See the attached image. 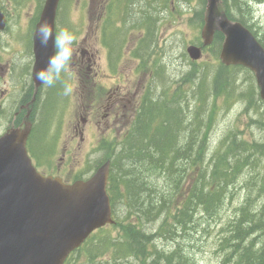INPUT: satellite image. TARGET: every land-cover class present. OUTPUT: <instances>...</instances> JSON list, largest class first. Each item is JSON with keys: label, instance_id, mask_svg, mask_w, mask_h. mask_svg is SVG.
I'll return each mask as SVG.
<instances>
[{"label": "rangeland", "instance_id": "1", "mask_svg": "<svg viewBox=\"0 0 264 264\" xmlns=\"http://www.w3.org/2000/svg\"><path fill=\"white\" fill-rule=\"evenodd\" d=\"M44 1L0 0V9L7 20L5 30L0 31V95L3 98L0 135L12 125V117L19 107L21 95L33 85L30 77L33 65V19L40 13ZM87 1L89 5L85 3ZM107 1L60 0L56 14L57 33L63 28L73 32L76 36L74 49L84 43L94 47L96 64L92 62L94 69L87 73L78 71V66L72 60L71 66L59 81L51 87L43 86L36 114L32 118L34 132L27 142L30 157L34 158V153L44 158L39 168L57 167L63 149L67 148L71 152L66 155L59 175L69 181L79 176H90L95 164L113 153L109 149L117 146L131 127L137 109L135 100H140L148 89L154 99L166 89L164 94L169 101L180 99L175 96L176 91L180 92L186 98L179 101L188 116L183 119L185 122H189V117L203 107L200 112L204 122L200 124L201 132L197 129V135L199 141L205 139L207 155H211L229 134L234 135L237 141H247V144L264 142V102L259 98L253 73L235 67L230 77L231 85L227 87L230 93L214 96V79L221 66L219 49L215 46L204 49L197 61H191L186 53L187 46L201 43L200 23L205 0H137L132 17L127 20L126 33L118 31V21L125 12L127 0ZM227 1L231 4L232 0ZM248 5L253 12L246 22L252 25L251 30L264 44V5ZM140 11L148 12L151 24L140 25L143 23ZM232 13L233 16L239 14L236 11ZM117 37L121 40L115 42L116 48L111 55L98 41V38H104L109 42ZM75 57L79 58L80 53L77 52ZM65 86L71 88L68 94H64ZM119 87L136 98L131 107L125 109V118L121 124L104 132L96 124L102 111H94L85 116L84 108L89 97L104 99ZM97 108L101 109V106ZM82 118L88 123L84 127V143L79 144L73 134L75 125H81ZM192 128L188 130L189 133H194ZM54 137L57 138L56 144L53 142ZM178 137V140H183L184 132L178 134ZM248 153L243 155L247 156ZM32 162L35 164L33 159ZM247 163L249 165L244 166L234 183L228 186L222 205L215 214L208 216L198 207L193 214L192 224L185 232H179L178 240L158 238L157 250L170 252L179 245L188 264H221L224 251L220 247V240L231 236L232 224L240 217V207L245 199L249 198L251 211L264 212V190H261L264 185V158L253 153ZM142 170L145 172L141 166L137 168V172ZM143 175L145 180L149 177L152 200L169 199L178 205L185 198L189 178L183 182L181 193L175 194L176 190L162 176ZM115 204L114 218L117 222L136 221L134 215L128 218L129 209L125 203L116 201ZM171 211L174 212V209ZM138 215L144 224L142 229L155 234L161 218L145 222L144 217ZM108 231L117 237V230ZM254 237L257 242L263 234L257 233ZM81 251L73 254L68 264H88ZM125 263L138 264L130 259Z\"/></svg>", "mask_w": 264, "mask_h": 264}, {"label": "trees", "instance_id": "2", "mask_svg": "<svg viewBox=\"0 0 264 264\" xmlns=\"http://www.w3.org/2000/svg\"><path fill=\"white\" fill-rule=\"evenodd\" d=\"M251 1L259 3L262 0H232L231 4L223 0L227 16L245 25L246 19L253 12L247 4ZM232 11L237 14L239 12L238 16L234 18ZM140 14L143 15L142 20L150 22L149 14L145 11H140ZM36 20L34 18L33 22ZM125 20L126 18L121 21L123 27ZM202 23L201 19V26ZM247 27L251 29V26ZM222 41L223 36L216 33L211 47L219 49ZM234 68L220 66L214 79V96L230 93L227 87L231 85L230 77ZM165 90L154 99L148 89L140 101L129 131L119 145L109 149L113 153L98 162L100 164L107 159L111 160L107 191L112 208H116V201L125 203L129 209L128 218L134 215L136 221H116L114 225L100 229L90 237L77 251L79 253L85 249L81 252L88 264H124L129 259L138 264H188L181 246L177 245L170 252L157 250L156 240H178L179 232H185L192 224L193 214L198 207L208 216L215 214L222 205L228 186L234 183L242 168L249 165V156L254 153L259 158H264V142L247 144V141H237L232 134L223 138L211 155H207L205 139L199 141L197 135V129L201 132L200 124L204 122L200 112L203 107L189 117V122H185L183 119L188 116L179 101L186 98L176 91L175 96L180 99L169 101L165 98ZM31 95L32 91H28L23 102L29 101ZM38 98L39 96L32 108L31 118L37 108ZM191 127H194V133L188 132ZM182 132L184 137L180 141L178 134L181 135ZM245 152L250 153L244 156ZM139 166L145 172H137ZM144 173L168 180L176 190L175 194L181 193L183 182L189 178L185 198L178 205L169 199L152 200L149 177L145 180ZM261 190H264V185ZM250 207L251 203L247 198L240 207V217L232 224L231 236L220 240V247L224 251L221 264H264V212L251 211ZM138 214L144 217L145 222L161 218L155 234L142 229L144 224ZM109 229L117 230V237H113L110 231L106 232ZM257 233L263 234V237L255 242L254 235Z\"/></svg>", "mask_w": 264, "mask_h": 264}, {"label": "water", "instance_id": "3", "mask_svg": "<svg viewBox=\"0 0 264 264\" xmlns=\"http://www.w3.org/2000/svg\"><path fill=\"white\" fill-rule=\"evenodd\" d=\"M58 3L45 0L34 32L47 20L54 33ZM5 24L0 11V31ZM216 32L224 36L221 63L249 69L264 102V48L241 23L227 18L221 0H206L203 46L211 44ZM53 51L51 42L41 47L33 33L32 81L36 90L42 84L35 79V72L46 67ZM186 52L192 61L201 58V48L195 45L188 46ZM30 130L31 124L25 122L23 128H10L0 136V264H63L93 231L114 223L107 194L110 163L72 184L45 177L28 156Z\"/></svg>", "mask_w": 264, "mask_h": 264}, {"label": "flooded vegetation", "instance_id": "4", "mask_svg": "<svg viewBox=\"0 0 264 264\" xmlns=\"http://www.w3.org/2000/svg\"><path fill=\"white\" fill-rule=\"evenodd\" d=\"M264 1V0H262ZM86 4L89 5V2H85ZM137 4V0H127L126 1V6H125V12L128 16H131L132 11L134 6ZM139 4V2H138ZM99 39V38H98ZM101 43V39L99 40ZM109 45L112 42H106ZM105 44L102 42V45ZM110 52V55L113 54V50L110 49V47L106 48ZM77 52L80 53V57L76 58L75 54ZM96 53L94 51V47L89 46V44H82L81 46H76L74 49L73 47V58L72 60L75 61L76 65L78 66V71H83V72H90L94 68L92 67V62L93 64H96ZM28 64V68H29ZM78 75H81V73H78ZM136 96L129 94V92L126 89L120 88L117 89V91L111 92L106 98H97L96 96L89 97L87 100V104L85 105L84 111H85V116L89 114H93L94 111L101 110L102 114L98 122L96 123L99 128L105 131H110L115 129L118 124H121V120L125 118V109L128 107H131L130 105L133 104V101L135 100ZM1 100V98H0ZM139 100L136 102L135 100V107L138 108L137 103ZM19 105V107L23 106ZM100 105L101 109H98L97 106ZM135 108V109H136ZM25 110V108H23ZM22 109V110H23ZM22 110H19L22 111ZM137 111V109H136ZM135 111V114H136ZM136 116V115H134ZM135 119V117H134ZM87 120L82 118L81 119V125L76 124L74 127V134L73 138L77 139L79 144L84 143L85 139V129L84 127L87 125ZM121 134V131H120ZM73 142V141H70ZM57 143V140H56ZM64 151H62V157L60 158V163L57 165L55 168H37V170L43 174L44 176H53V177H60L64 183H72L76 181L77 179L74 180H68L64 179L60 174L61 172V167L64 166L62 163L65 161V157L71 150L64 148ZM85 176H83L84 178Z\"/></svg>", "mask_w": 264, "mask_h": 264}, {"label": "clouds", "instance_id": "5", "mask_svg": "<svg viewBox=\"0 0 264 264\" xmlns=\"http://www.w3.org/2000/svg\"><path fill=\"white\" fill-rule=\"evenodd\" d=\"M35 41L39 42L41 47H48L49 43L53 46V55L49 57L46 67L35 72V79L46 86H53L61 79L63 73L67 72L71 66L73 58V45L76 36L67 28L53 33L52 26L47 20L42 21L34 32ZM71 92V88L65 86L64 94Z\"/></svg>", "mask_w": 264, "mask_h": 264}, {"label": "bare ground", "instance_id": "6", "mask_svg": "<svg viewBox=\"0 0 264 264\" xmlns=\"http://www.w3.org/2000/svg\"><path fill=\"white\" fill-rule=\"evenodd\" d=\"M228 159H229V157H228ZM234 160V159H233ZM231 162V161H230ZM232 163V162H231ZM216 164V163H215ZM228 182V181H227ZM179 254V253H178ZM179 261V260H178ZM185 262V261H184Z\"/></svg>", "mask_w": 264, "mask_h": 264}]
</instances>
